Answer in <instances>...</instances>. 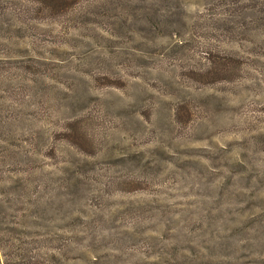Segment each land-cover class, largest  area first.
I'll use <instances>...</instances> for the list:
<instances>
[{"label": "rangeland", "instance_id": "rangeland-1", "mask_svg": "<svg viewBox=\"0 0 264 264\" xmlns=\"http://www.w3.org/2000/svg\"><path fill=\"white\" fill-rule=\"evenodd\" d=\"M0 264H264V0H0Z\"/></svg>", "mask_w": 264, "mask_h": 264}]
</instances>
